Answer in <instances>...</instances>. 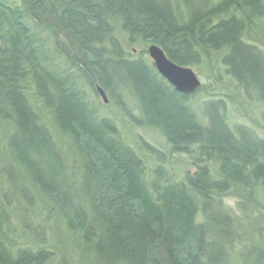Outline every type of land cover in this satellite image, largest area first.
Returning <instances> with one entry per match:
<instances>
[{"label": "trees", "instance_id": "16d2710c", "mask_svg": "<svg viewBox=\"0 0 264 264\" xmlns=\"http://www.w3.org/2000/svg\"><path fill=\"white\" fill-rule=\"evenodd\" d=\"M151 44L210 77L224 70L264 105V0H0V264L56 251L80 264H264V137L232 125L210 85L201 102L179 93ZM98 86L191 157L184 180L149 173L100 114ZM14 215L29 241L15 239ZM38 221L56 251L36 244Z\"/></svg>", "mask_w": 264, "mask_h": 264}, {"label": "rangeland", "instance_id": "374dc122", "mask_svg": "<svg viewBox=\"0 0 264 264\" xmlns=\"http://www.w3.org/2000/svg\"><path fill=\"white\" fill-rule=\"evenodd\" d=\"M138 51L139 49L132 52V54L137 55ZM218 65L219 62L217 61V65H215V67L217 68ZM192 69L200 77L203 85H210L212 95L217 96V98L224 101L228 119L232 125L247 126L253 129L257 135L264 137V105L258 102L255 94L252 95V97H249L247 95L245 96L244 93H242L241 90L238 89L236 84L229 79V76L224 70L214 72V70L212 69L214 77H210L209 71L207 70L206 66L200 67V69L192 67ZM215 77L220 80V83L217 82ZM209 92L210 90H201L199 92H196V101L201 102L203 100L209 99ZM99 101L102 107L100 114L115 121L119 130L120 138L130 149L134 150L146 160L147 169L150 170L149 173L155 166L160 165L166 168V170L169 172V174L172 175L174 180L182 181L184 180L187 172L194 169L191 157L189 155L171 151L170 147L166 145L163 138L157 132L136 127L122 113L119 105L116 104V99H110V102L106 105L103 104L102 99H99ZM126 104L127 107L133 109V105L128 101H126ZM198 106L199 105H197L196 108L199 110ZM144 143L150 145L154 150H156V152H153L151 150L148 151ZM151 180L152 178L150 174H148L147 181L150 182ZM224 205L231 211L232 214L240 217L241 211L237 206V202L235 199L231 197L225 198ZM251 210H254V208H251ZM19 217L22 220L23 224L26 225V215L21 212L19 213ZM11 221L12 226L15 227L16 231L18 230L16 234H19V236L16 235L15 239H18L21 242L29 241L27 234L29 236L31 235V229L24 227L26 230L23 229V231H21V223L15 215L11 216ZM39 223L40 222L38 221V224ZM42 224L44 226L40 231H38V239H40V237H45L44 240L46 241V244L42 243L41 240H38L36 244L38 245V247L46 246L51 248L52 250H55L53 245L58 244L57 239H55L56 237L53 238L54 234L49 229V225L44 223ZM42 229H44V231H42ZM65 246L71 247L72 245L65 244ZM56 252V258L48 264H80L78 262V258H76L75 256L69 254L68 258L66 259L63 257V253L59 251Z\"/></svg>", "mask_w": 264, "mask_h": 264}, {"label": "water", "instance_id": "95a60500", "mask_svg": "<svg viewBox=\"0 0 264 264\" xmlns=\"http://www.w3.org/2000/svg\"><path fill=\"white\" fill-rule=\"evenodd\" d=\"M148 55L160 75L179 93L192 95L202 86L200 77L191 67L180 66L171 61L160 46L151 44L148 48ZM97 91L103 103L108 104L109 100L105 91L100 86L97 87Z\"/></svg>", "mask_w": 264, "mask_h": 264}, {"label": "bare ground", "instance_id": "6f19581e", "mask_svg": "<svg viewBox=\"0 0 264 264\" xmlns=\"http://www.w3.org/2000/svg\"><path fill=\"white\" fill-rule=\"evenodd\" d=\"M160 74V73H159ZM162 76V75H161ZM109 100V99H108Z\"/></svg>", "mask_w": 264, "mask_h": 264}]
</instances>
